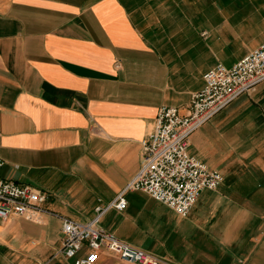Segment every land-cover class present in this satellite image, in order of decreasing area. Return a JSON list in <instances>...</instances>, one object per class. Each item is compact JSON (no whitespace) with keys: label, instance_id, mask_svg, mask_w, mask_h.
<instances>
[{"label":"crops","instance_id":"crops-1","mask_svg":"<svg viewBox=\"0 0 264 264\" xmlns=\"http://www.w3.org/2000/svg\"><path fill=\"white\" fill-rule=\"evenodd\" d=\"M263 42L264 0H0L1 175L45 195L0 218V264H66L62 218L91 220L136 175L159 108L186 114L208 70ZM188 151L224 181L187 216L130 190L100 225L160 264H264V82Z\"/></svg>","mask_w":264,"mask_h":264},{"label":"built area","instance_id":"built-area-1","mask_svg":"<svg viewBox=\"0 0 264 264\" xmlns=\"http://www.w3.org/2000/svg\"><path fill=\"white\" fill-rule=\"evenodd\" d=\"M204 79L205 86L192 94L186 114L175 106L159 108L152 132L142 141L141 166L115 198L98 204L87 222L62 218L64 237L59 253L67 259L66 264H94L102 250L135 264L162 263L155 254L103 228L102 216L111 209L123 210L130 190H142L178 215L187 216L202 191L222 184L224 175L219 170L189 153L190 136L237 97L264 82V42L231 66L215 65ZM3 165L0 156V218L40 212L45 195L32 186L5 179Z\"/></svg>","mask_w":264,"mask_h":264}]
</instances>
